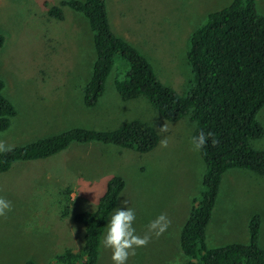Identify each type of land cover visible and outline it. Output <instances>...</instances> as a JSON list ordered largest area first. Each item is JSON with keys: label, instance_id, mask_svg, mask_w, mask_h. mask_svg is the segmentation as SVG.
<instances>
[{"label": "rangeland", "instance_id": "obj_1", "mask_svg": "<svg viewBox=\"0 0 264 264\" xmlns=\"http://www.w3.org/2000/svg\"><path fill=\"white\" fill-rule=\"evenodd\" d=\"M64 1L69 0H0V33L5 37L0 77L7 84L6 96L18 111L10 128L0 132V141L14 148L74 128L115 130L141 120L155 127L161 141L167 139L168 143L162 147L160 142L145 155L100 143L73 144L52 158L15 164L0 176V197L12 206L0 217V264L34 261L58 227L71 234L74 227L82 230L83 235L75 232L77 245H70L81 251L84 226L72 219L69 222L70 217L63 220L61 212L67 206L73 216L95 212L113 176H121L127 183L116 209H133L135 234L149 237L145 246L129 255L127 264L186 262L180 232L194 199L204 189L206 170L191 142L196 125L190 118L166 121L146 98L124 102L114 82L124 77L128 65L119 61L98 106L86 108L82 89L96 60L94 33L88 19L67 6L63 7V21L50 17L49 9ZM233 1L107 0V5L115 33L147 58L163 84L185 95L192 80L187 60L191 35L210 14ZM256 5L264 15V0H256ZM258 120L264 126V109ZM252 146L264 150V137ZM73 199L77 200L74 204ZM213 213L207 231L210 248L247 244L249 222L257 214L263 218L264 243V177L245 170L227 174ZM160 215L166 216L169 225L157 236L149 226ZM111 257V249L101 243L98 264H114Z\"/></svg>", "mask_w": 264, "mask_h": 264}, {"label": "trees", "instance_id": "obj_2", "mask_svg": "<svg viewBox=\"0 0 264 264\" xmlns=\"http://www.w3.org/2000/svg\"><path fill=\"white\" fill-rule=\"evenodd\" d=\"M66 6L82 13L94 33L96 60L82 89L86 108L98 106L119 61L128 65L124 77L114 82L124 102L146 98L166 121L177 123L190 118L196 125L193 137L200 133L207 137L199 151L206 168L204 189L194 199L190 217L180 232V247L188 259L180 264H264V248L259 243L262 219L258 214L249 222L247 244L210 248L207 242V229L226 175L245 170L264 177V150L252 146L253 141L264 137V126L258 120L264 109V15L258 11L256 0H234L228 7L210 14L191 35L187 60L192 80L185 95L163 84L147 58L115 33L107 0L64 1L49 9L50 17L63 21ZM4 44L5 37L0 33V50ZM6 88L0 77V132L7 131L18 115L16 106L5 94ZM209 133L212 135L208 136ZM160 142L159 131L141 120L130 121L115 130L74 128L0 153V176L17 163L52 158L73 144L100 143L145 155ZM126 186L123 177L113 176L97 210L73 217L85 228L84 247L81 251H65L52 264L99 263L109 218ZM69 216L67 206L63 218Z\"/></svg>", "mask_w": 264, "mask_h": 264}, {"label": "clouds", "instance_id": "obj_3", "mask_svg": "<svg viewBox=\"0 0 264 264\" xmlns=\"http://www.w3.org/2000/svg\"><path fill=\"white\" fill-rule=\"evenodd\" d=\"M211 135V133L208 134V136ZM191 142L193 149L200 151L205 146L207 137L200 133L198 136L193 137ZM167 143V139H164L161 141V146L167 147ZM11 150V147L0 141V153H6ZM11 207L10 201L0 197V217L11 211ZM135 218L133 209L126 207L124 209L117 208L108 221L107 230L101 243L104 248L111 249V259L114 264H127L129 255L134 254L136 248L143 247L148 243L149 237L147 235L140 237L135 234L133 227ZM168 225L169 221L166 216L160 215L150 224L149 228L150 231H154L159 236L166 231Z\"/></svg>", "mask_w": 264, "mask_h": 264}, {"label": "crops", "instance_id": "obj_4", "mask_svg": "<svg viewBox=\"0 0 264 264\" xmlns=\"http://www.w3.org/2000/svg\"><path fill=\"white\" fill-rule=\"evenodd\" d=\"M63 164H65V165H67V162H64ZM64 165V166H65ZM60 166V165H59ZM14 168V167H13ZM13 168L11 169V170H13ZM62 168H65V167H62ZM10 170V171H11ZM62 172V171H61ZM77 200H78V198H77ZM76 199H73V204L77 201ZM73 206V205H72ZM63 210H62V212H61V218L63 219V220H66L67 221V219L70 217V219H68L69 220V222H70V220H71V222H73L74 221V219H73V215L71 214V211H70V214L72 215V216H69V217H67V218H63ZM214 214V213H213ZM213 218V217H212ZM212 221V220H211ZM75 222V221H74ZM76 223V222H75ZM76 224H78V223H76ZM81 225V224H80ZM210 225V224H209ZM262 226H263V218H262V225H261V230H260V241H259V243H260V246L262 247V248H264V243L262 242V239H261V236H262V233H261V231H262ZM73 228V227H72ZM208 228H209V226H208ZM84 230H85V228H84ZM73 231H74V234H71V233H69V232H67L65 229H63L62 231L59 229V227L56 229V234L54 235V237H52L51 239H49L48 241H46L45 243H44V245H45V248H43V247H41V249H40V253L39 254H37L36 256H34V262H35V264H38V262L40 263V264H50V259H52V258H56V257H58V256H61L65 251H67V250H72V248H70V245H77V242H78V237H76L75 236V232H80L82 235H83V233H82V230L80 229V230H78L76 227H74L73 228ZM207 231H208V229H207ZM69 236H68V235ZM68 237L71 239V241L73 240V243L72 244H70L69 242H71V241H68ZM84 238H85V233H84ZM85 241V240H84ZM59 249H61V250H59ZM73 251H75V250H73ZM43 254V255H42ZM40 255H42V256H40ZM141 255H142V253L139 255V259H140V257H141Z\"/></svg>", "mask_w": 264, "mask_h": 264}]
</instances>
